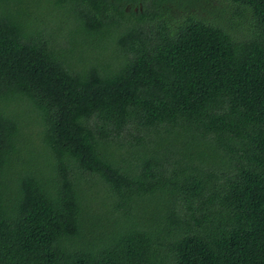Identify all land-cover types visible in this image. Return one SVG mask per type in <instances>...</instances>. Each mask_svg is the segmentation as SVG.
Returning <instances> with one entry per match:
<instances>
[{"label":"trees","instance_id":"obj_1","mask_svg":"<svg viewBox=\"0 0 264 264\" xmlns=\"http://www.w3.org/2000/svg\"><path fill=\"white\" fill-rule=\"evenodd\" d=\"M0 264H264V0H0Z\"/></svg>","mask_w":264,"mask_h":264}]
</instances>
